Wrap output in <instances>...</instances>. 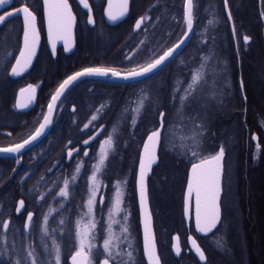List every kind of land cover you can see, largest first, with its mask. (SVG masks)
<instances>
[{"label": "flooded vegetation", "instance_id": "af4514ba", "mask_svg": "<svg viewBox=\"0 0 264 264\" xmlns=\"http://www.w3.org/2000/svg\"><path fill=\"white\" fill-rule=\"evenodd\" d=\"M88 1L92 7L95 24L87 23L88 10H85L78 0H69L76 15L75 49L72 52L65 51L63 40H57L56 56H54L47 37V24L42 17V0H28L37 14L41 43L32 68L18 78L12 77L11 67L15 64V57L19 55L18 48L22 46V17H12L6 24H0V147L21 142L30 132L34 131L35 127H38V122H42V113H47L50 103L39 104L40 96L43 94L42 90L45 88V79L52 77L57 89L67 76L84 67L108 66L120 70L129 69L138 63H143L153 54H160L164 48L176 42L182 34L184 0H130L127 17L116 24H111L105 14L108 0ZM20 4L21 0H12L9 3L15 7H19ZM194 4L197 17L194 29L200 20L201 31L207 29L208 32L213 33L215 47L225 69L221 84L226 88L231 85L224 106L211 108L215 114L214 124L216 126L220 124L229 126L230 124L231 126L236 123L240 127L239 139L242 144L241 150L244 151L238 154L226 151L224 193L222 194L223 223L218 225V231L214 230V234L206 236H202L195 230L194 196L191 220H188V217L184 215L187 176L191 167V165L188 166L187 156L181 157L180 169L177 168V163L175 168L172 166L162 168L161 156L159 166L154 168L148 181L154 224L153 206L157 203L165 204L169 211L166 222L170 231L168 241L170 251L174 258L179 259L176 260L177 262L172 260L173 263L168 264H205L199 261L195 253L190 250L188 236H193L205 251L206 264H264V216L262 215L264 127L254 129L251 103L253 85L258 88V92L264 95V19L260 17L261 11L264 10V0H229L228 10L224 9L223 0H194ZM9 5L0 8V14H3L5 9L11 10ZM227 11L232 12L233 22L236 26L235 38L231 35L232 23L226 21ZM140 16H145L146 20L141 29L134 31L135 22ZM147 17H151V19L149 20ZM217 17L219 23L215 22ZM209 21H213V23H209ZM244 36L251 37L247 45L244 44ZM141 41L144 43L141 44ZM238 46L239 56L236 55ZM9 53L11 55H8ZM6 56L7 59H5ZM126 56H131V61L126 59ZM181 57L188 64L193 58ZM181 57L177 56L176 59L180 60ZM182 67L183 77L181 79H190L188 68L184 65ZM189 67L197 68L198 63L197 65L189 64ZM207 73L208 81L211 83L214 77V69L211 64L207 68ZM241 74L245 83L244 94L248 97L246 113L242 111V95L237 87ZM154 80L155 76L151 84L146 85L138 81L119 82L115 78L92 77L82 80L68 89L57 105L53 123L36 145L23 152L20 164H16V154L8 158H0V222L11 218L12 228H21L26 221L27 213L23 210L19 214L15 212V207L20 199H25L27 209L34 211V220H42L43 213L49 211L48 205H51L53 209L58 208L59 197L55 201L48 198L46 202L40 204L34 202V194L28 195L27 192L33 188V185H36L38 180L41 192L54 187L53 181L62 184V180H57V177H60L61 173L70 177L75 161L82 158L86 162L82 170L85 175L78 178L76 195L71 198L69 203L65 204L59 215L53 212L50 217V228L57 227L61 215L68 220L66 227L72 228L78 218V213L83 211L77 205L81 203V194L85 191L86 176L91 175V165L96 162L92 156L99 151V141L106 138L105 133L109 122L113 123L116 120L118 123L124 106L121 101L127 94H131L134 100L135 94H138L141 88H149L151 94L156 95ZM30 84L37 89V104L31 110L19 109L16 104L18 93ZM77 94L79 101L83 100L82 103L75 102ZM89 95L97 97L96 99L99 101L89 100ZM101 104L106 107L100 108ZM98 108H100L101 118L97 122L105 125L106 129L95 142L90 144L91 147L84 146L83 140L89 138L88 134L81 137L87 132L84 125L89 124L91 116L96 113ZM154 112V109L149 111L142 120L138 121V125L144 120L148 122L154 120ZM129 116L131 114H128L127 118ZM90 126L93 128L92 124H89ZM98 129L99 127L93 129L92 135ZM253 135L257 136V143L251 139ZM70 141L71 143H69ZM257 144H259V148H257ZM73 148L80 149V157H76L74 154L70 161L67 152ZM139 149L138 145L135 152H117L114 157H110L106 175L101 177L108 185L106 189L102 190L105 198V219L107 218L108 201L113 195L112 185L115 184L117 178L128 177L127 188L125 190L122 187V191H126L125 205L131 209L132 239L138 249L137 259L142 253L143 240L139 224V195L132 172L138 166ZM84 150H88L89 156H83ZM57 161L61 162L60 166H55ZM238 161H240L239 168L236 167ZM14 168L15 172H13ZM49 168L52 170L46 173ZM25 172L29 173L30 179L25 177V182L21 183V177ZM42 175L44 179L40 180ZM258 189H260V194L254 192ZM254 209L257 210L256 215L253 214ZM97 218L99 219V215ZM116 231L119 234L118 226ZM176 236H179L182 248L179 257L175 256L173 250V237ZM40 238L37 223L33 226V243L39 245ZM254 241L256 246L258 243L260 246L256 253L258 262L251 258L248 249ZM47 242L51 244V239H48ZM98 243L102 244V240H99ZM158 248L160 254L159 243ZM64 249L67 264H71L70 252L73 249L67 240L64 241ZM210 249L215 255L214 263H209L208 250ZM144 264H147L145 258Z\"/></svg>", "mask_w": 264, "mask_h": 264}, {"label": "snow or ice", "instance_id": "6c2138e0", "mask_svg": "<svg viewBox=\"0 0 264 264\" xmlns=\"http://www.w3.org/2000/svg\"><path fill=\"white\" fill-rule=\"evenodd\" d=\"M80 4L88 10L87 23L94 25L92 7L88 0H80ZM5 5H9V0H0V8ZM9 6L11 10L5 9L3 14H0V24H6L12 17H22V46L18 48L19 55L15 57V64L11 67V74L19 76L27 70L36 56L40 30L37 26V14L28 0H21L19 7ZM223 6L225 10H228L229 0H223ZM195 7L194 0H184L182 34L176 42L164 48L160 54H153L143 63H138L125 70L108 66H91L84 67L67 76L52 96L47 113H42L43 120L38 122V127H35L34 131L30 132L21 142L0 147V153L16 154V164H20L22 150L43 136L53 123L55 102L82 77L117 78L150 85L153 77L180 55L178 50L182 49V46L190 40V34H195L194 23L197 20ZM128 11L129 0H119L118 5H114L113 0H108L105 14L110 21L115 22L127 15ZM42 17L47 24V37L51 43L52 55L56 54L57 40H63L64 50L69 51L72 46V30L76 23V15L69 0H42ZM260 17L264 19V10L261 11ZM147 19L150 20L151 17H147ZM145 20V16H140L136 20L133 30L141 29ZM226 21L232 23L231 35L235 38L236 26L231 11H227ZM215 22L219 23L218 17ZM209 23H213V21H209ZM199 37L201 47L197 49V56L191 60V63H198V67H189L185 59L180 58L179 63L188 68L190 79H181L178 85L173 86L171 101L174 111L166 113L161 110L163 105L159 95L151 94L149 88H141L139 93L135 94L134 100L125 101L118 118V123L123 122L128 114H131L132 126L135 128L138 126V121L142 120L149 111L155 110L152 127L146 129V139L142 140V148L138 150V166L132 172L139 195V224L143 229L140 258H136L138 249L132 239L131 209L125 205L126 191H122V187L125 190L127 188V176L117 178L115 184L112 185L113 195L108 201L107 218L104 217L105 198L102 190L106 189L108 185L101 177L106 175L110 157H114L117 153V139L113 136V133L117 132V125L114 124L112 131L106 134V138L99 141L98 153L92 156L96 162L91 165V175L86 176L85 191L81 194V203L77 205L83 211L78 213L74 226L66 227L68 220L61 215L57 227L50 228V217L53 212L59 215L65 204L69 203L71 198L76 195L78 178L85 175L82 170L86 162L82 158L75 161L70 177L64 173L57 177V180H62V184L53 181L54 187L41 192L38 180L36 185H33V188L27 192L28 195L34 194V202L40 204L46 202L48 198L55 201L59 197L58 208L53 209L51 205H48L49 211L43 213L42 220H34V211L27 209L25 199H20L15 207V212L19 214L23 210L27 213L26 221L21 228L13 229L11 218L0 222V264H67V257L64 255L65 240L70 243L73 249L70 252L71 264H144L145 257L147 264H161L152 226V213L148 205V179L154 171V166H159L160 153L175 148L178 130L183 131L186 135L179 137L184 152L177 153V155L187 156L191 165L187 176V192L184 197V215L191 220L190 208L194 196L195 230L204 235L213 233V230H219L218 225L223 223L222 194L224 193L227 150L223 143L209 148L206 141L209 133L211 108L224 106L231 85L226 88L221 84L225 69L215 47V37H209L207 29L199 33ZM209 39L212 40V44H209ZM243 39L244 44L247 45L251 37L244 36ZM140 43L143 44L144 41ZM239 54L238 46L236 55L239 56ZM126 59L131 61L132 57L126 56ZM210 64L214 69L211 83L208 81L207 73ZM237 87L242 95V111L246 113L248 97L244 94L245 83L242 74ZM20 92L22 95L25 92L34 93L35 87L30 84L27 89H21ZM105 107L104 104L100 106V108ZM100 108L96 109V113L91 116L89 124L93 125V129L99 127L101 131L96 132L95 135H92L90 131L89 138L83 140L85 146L91 147L90 141L96 140L105 130L103 124L93 123L101 118ZM89 124H85L84 128L88 129ZM132 135L134 136L135 133L133 132ZM251 139L256 140L257 137L253 135ZM185 141L189 143H185ZM257 148H259V144H257ZM74 153L76 157H80V149L68 150L67 157L70 161ZM83 156H89L88 150L83 151ZM60 163L57 161L55 166H60ZM51 170V168L47 169L46 173ZM15 171L14 168L13 172ZM25 177L30 179L28 172H25L21 177V183L25 182ZM43 179L42 175L40 180ZM37 223L41 237L39 245L34 244L32 240L33 226ZM117 226L119 234L116 231ZM48 239H51V244L47 242ZM173 239L176 241L173 250L179 256L181 254L179 236L173 237ZM99 240H102V244L98 243ZM188 241L192 246L190 250H194L199 261L206 264L205 251L197 243V240L188 236ZM218 243L220 242L218 241Z\"/></svg>", "mask_w": 264, "mask_h": 264}, {"label": "trees", "instance_id": "16d2710c", "mask_svg": "<svg viewBox=\"0 0 264 264\" xmlns=\"http://www.w3.org/2000/svg\"><path fill=\"white\" fill-rule=\"evenodd\" d=\"M201 22L200 20L196 23L195 26V34H193V37L188 44V46L185 48L183 52L179 55L181 56H187V57H195L197 56V49L201 47L200 45V37L199 33H201ZM207 34L209 37H213V33L210 31H207ZM212 40L209 39V44H212ZM201 54V53H200ZM180 60L175 59L173 60L167 67H164L162 71L159 72V74L155 75V89H156V94L159 95L160 97V102L163 105V108L161 110H165L166 113L173 112L174 108L172 106V101H171V92L172 88L174 85L179 84V80H181V77H183V64L179 63ZM189 64H194L197 65V63H191ZM54 79L48 78L47 80L45 79V88L42 90L43 94L40 96L39 99V104H48L50 102V99L55 92L56 86H54ZM253 91H252V118H253V127L256 129L257 127H264V95H262L260 92H258V88H255L254 85L252 86ZM77 99L75 100L76 103H82L83 100L80 99L79 101V96L78 94L76 95ZM89 100L94 102H98L99 100L96 99L97 97L95 96H88ZM133 96L130 94H127L125 96V99H123L121 102L122 104H125V101L128 99H132ZM177 103H178V98H177ZM258 105V107H257ZM210 121H209V133H208V138H207V145L209 148H213L218 146L219 144L223 143L225 145L226 150L238 154L244 150L242 149V144L239 139L240 136V127L237 126L236 123H233V125L226 126V125H218L216 126L214 124V111H210ZM105 121V120H104ZM154 120H151V122L148 121H141L140 124L133 128L132 126V121L131 117H129L128 120H125V123L123 125H120L116 123V120L112 123L109 122V126L106 130L107 134L108 132L112 131L113 124L117 125V133L116 137L113 136L117 139V148L119 147V150H124V143L127 141V152H135L137 151V147L142 144V140L145 139L146 137V129H149L152 127ZM98 123V122H94ZM90 128V129H89ZM87 129V132H85L81 137L83 138L86 136L90 131L93 130V128L90 126ZM135 133L133 136L132 133ZM145 132L143 138L142 134ZM186 135L181 130L177 131V139L175 140V148L169 151H165L161 153L162 156V168H169L170 166L176 167L177 163V168L180 169L181 167V157L183 155H177V153H183V147L181 146V141L179 139L180 136ZM231 136V138H230ZM185 143H189L188 141H185ZM124 147V149H123ZM129 147V148H128ZM190 155V154H189ZM238 157V156H236ZM235 157V158H236ZM190 163L188 162V166ZM239 168V166H237ZM255 193L260 194V189L254 191ZM264 192V189H263ZM262 215L264 216V198L262 199ZM154 208V214H155V226H156V232H157V238H158V243L160 247V256L162 258L163 264H168V263H173L172 260H179L174 258L170 251V244L168 243L169 237H170V231L167 228V222L166 219L168 217V208L165 206V204H160L157 203L153 206ZM255 210V209H254ZM257 210L253 214L256 215ZM260 246L259 243L256 246V242L254 241L249 247V254L251 255V258L254 261H259L256 257V253L258 252L257 249L259 250ZM245 250V249H244ZM255 253V255H254ZM208 256H209V263H214L216 261L215 255H213V251L210 249L208 250ZM250 260V259H249ZM176 261V262H177ZM260 263V262H259ZM254 264V263H253Z\"/></svg>", "mask_w": 264, "mask_h": 264}, {"label": "water", "instance_id": "95a60500", "mask_svg": "<svg viewBox=\"0 0 264 264\" xmlns=\"http://www.w3.org/2000/svg\"><path fill=\"white\" fill-rule=\"evenodd\" d=\"M79 1V3H80V0H78ZM12 2V0H9V3H11ZM88 3H89V1H88ZM113 3H114V5H118V3H119V0H113ZM130 3H131V1L129 0V10H130ZM81 6L83 7V5L81 4ZM85 9V8H84ZM85 10H87V9H85ZM128 13H129V11H128ZM128 15V14H127ZM127 15H125V16H123V17H121L120 19H118L117 21H115V22H113V21H110L109 20V22L111 23V24H116V23H118V22H120V21H122V20H124L126 17H127ZM75 28H76V23H75V25H74V27H73V30H72V46H71V48H70V50H69V52H72L74 49H75ZM192 35L193 34H190V40H191V38H192ZM189 40V41H190ZM189 41L184 45V46H182V49L189 43ZM62 42H64V41H62ZM40 43H41V35H40V40H39V45H38V47H37V49H36V56L33 58V60H32V63H31V65L27 68V70L26 71H24L21 75H19V76H13L12 74V77L13 78H18V77H20V76H22L23 74H25L26 72H28L31 68H32V66H33V64L35 63V60H36V58H37V55H38V52H39V49H40ZM50 49H51V51H52V47H51V43H50ZM182 49H180V50H178L179 52H181L182 51ZM56 50H57V47H56ZM54 56H56V54L54 55ZM87 78H92V77H82L79 81H77V82H75L74 83V85L75 84H77L78 82H80V81H82V80H85V79H87ZM117 81H119V82H131V81H133V80H122V79H117V78H115ZM74 85H72V86H74ZM72 86H70V88L72 87ZM28 87V86H27ZM27 87H25V88H23V89H27ZM69 88V89H70ZM30 96L32 97L31 99H30ZM37 97H38V92H37V89L35 88V92L34 93H28V92H25V93H23V95L21 94V92L19 91V93H18V96H17V102H16V104H17V106H18V108L19 109H24V110H31L32 108H34L35 107V105L37 104ZM63 96H61L60 97V99L59 100H57L56 102H55V104H56V108H55V111H54V113H53V117H54V115H55V112H56V109H57V105L59 104V102H60V100H61V98H62ZM50 102H52V99H51V101ZM105 126V125H104ZM105 129H106V126H105ZM48 130V129H47ZM47 130H46V132H47ZM98 131H101L100 130V128L96 131V132H98ZM105 131V130H104ZM45 132V133H46ZM96 132L93 134V135H95L96 134ZM103 134V133H102ZM101 134V135H102ZM45 135V134H44ZM44 135L43 136H41L37 141H35V142H33L32 144H30V145H28V146H26V148L25 149H23L22 150V152H24V151H26V150H28L29 148H31L32 146H34V145H36L43 137H44ZM100 135V136H101ZM100 136H98L97 137V139L100 137ZM256 136V135H255ZM257 137V136H256ZM96 139V140H97ZM96 140H92V141H90V144H92L93 142H95ZM256 141V143L258 142V139H256L255 140ZM85 146V145H84ZM75 154V153H74ZM13 154H5V153H0V158H8V157H10V156H12ZM156 166H154V168H155ZM152 175V173L149 175V177ZM148 181H149V179H148ZM148 205H149V208H150V210H151V213H152V209H151V205H150V199H149V188H148ZM194 209H195V207H194ZM191 211H192V204H191V208H190V214H191ZM188 220H189V218H188ZM152 226H153V231H154V233H155V237H156V245H157V252H158V254H159V248H158V242H157V236H156V230H155V224H154V216H153V213H152ZM141 229H142V225H141ZM214 231V230H213ZM201 234V233H200ZM209 234H211V233H209ZM209 234H207V235H209ZM202 236H206V235H204V234H201ZM193 237V236H192ZM194 238V237H193ZM142 240H143V229H142ZM176 243V241H174V244ZM190 243V242H189ZM197 243L199 244V242L197 241ZM173 244V245H174ZM179 244H180V242H179ZM200 245V244H199ZM201 246V245H200ZM180 247H181V245H180ZM190 248L192 249V246H191V244H190ZM202 248V247H201ZM193 252H194V250H192ZM181 253H182V248H181ZM195 253V252H194ZM174 254H175V251H174ZM160 255V254H159ZM181 255V254H180ZM179 255V256H180ZM175 256L176 257H179V256H177L176 254H175ZM198 257V256H197ZM145 259H146V257H145ZM198 259H199V257H198ZM70 262H71V260H70ZM146 262H147V260H146ZM202 263H205V262H203V261H201ZM161 264H162V259H161Z\"/></svg>", "mask_w": 264, "mask_h": 264}, {"label": "rangeland", "instance_id": "374dc122", "mask_svg": "<svg viewBox=\"0 0 264 264\" xmlns=\"http://www.w3.org/2000/svg\"><path fill=\"white\" fill-rule=\"evenodd\" d=\"M129 117H131V116H129ZM129 117L128 118H126V120H128L129 119ZM124 122H125V120H124ZM119 124L120 125H123V123L122 122H119ZM114 125V124H113ZM117 133V132H116ZM144 134H145V132L142 134V138H143V136H144ZM114 136L116 137V134L114 133ZM126 143H124V147H125V145H128V143H127V141H125ZM124 147H123V149H124ZM129 148V147H128ZM140 148H142V144L140 145ZM117 152H127V147H125V149L124 150H119V147L117 148ZM161 154V153H160ZM190 154V153H189ZM240 165V161H238L237 163H236V167L237 166H239Z\"/></svg>", "mask_w": 264, "mask_h": 264}]
</instances>
